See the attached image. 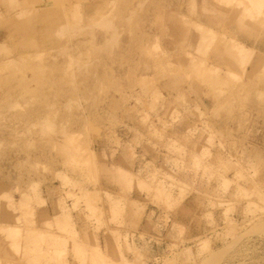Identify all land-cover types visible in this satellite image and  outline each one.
Wrapping results in <instances>:
<instances>
[{"label": "rangeland", "instance_id": "obj_1", "mask_svg": "<svg viewBox=\"0 0 264 264\" xmlns=\"http://www.w3.org/2000/svg\"><path fill=\"white\" fill-rule=\"evenodd\" d=\"M115 167L122 194L208 210L155 264H264V0H0V207L19 214L0 264H67L34 226L51 188L95 230L113 223L110 257L75 244L77 264H150L119 231L144 204L125 197V223L107 195L106 218Z\"/></svg>", "mask_w": 264, "mask_h": 264}, {"label": "crops", "instance_id": "obj_2", "mask_svg": "<svg viewBox=\"0 0 264 264\" xmlns=\"http://www.w3.org/2000/svg\"><path fill=\"white\" fill-rule=\"evenodd\" d=\"M117 166L128 170L124 167L127 166L124 160H121L120 165ZM116 167L114 181L111 178H106L99 182V186L103 192L101 196L104 201V208L107 212L106 218L109 219L110 217V200L111 203L120 200V208L124 207V201L128 200H124L125 197L144 204L136 228L132 229L127 224H124L123 227L119 228V231L122 235L127 232L128 241L133 242L138 247L148 249L147 255L150 264H155V258H159L160 253L166 254L170 244L179 242V240H191L209 230V219L205 218L208 210L199 195L190 193L172 209H162L151 203L145 198L144 193L136 189L135 191L131 190L128 193L122 194L120 188L126 185L129 178L121 176L118 182ZM134 184L136 185L135 182ZM107 195L111 197L110 200L106 197ZM16 200L18 199L15 198L14 203H16ZM39 200L41 204L33 206L34 226L41 229L46 235H53L52 239L55 238L57 240L53 243L51 238L45 239L43 243L46 245L48 252L52 251L53 248L66 247L69 251L67 264H77L74 258L75 244H83L84 246L99 248L103 255L110 257L111 248L114 246V237L110 232L114 229L113 223L106 222L107 225L99 230H95V226L84 218V212L71 207L72 202L70 200H65L67 210L64 208L61 195L55 188H51V192L42 193ZM124 208L121 215L123 221L126 223L129 208L127 205ZM18 217V212L7 208L5 205L0 207L1 225H16ZM47 222L50 225H47ZM178 231H180L179 234ZM63 240L65 242L62 244ZM10 242L7 238L6 242L4 241L0 244V258L7 261H15L18 255L14 252V249H11ZM44 244L42 245L43 249ZM21 251L22 248L19 250V254H21Z\"/></svg>", "mask_w": 264, "mask_h": 264}]
</instances>
